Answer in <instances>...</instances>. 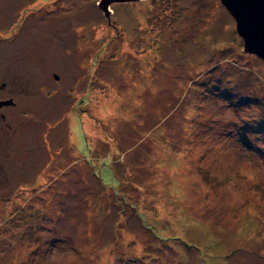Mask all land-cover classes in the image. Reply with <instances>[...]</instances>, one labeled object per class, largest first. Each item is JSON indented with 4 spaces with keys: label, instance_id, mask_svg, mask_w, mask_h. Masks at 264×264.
<instances>
[{
    "label": "rangeland",
    "instance_id": "obj_1",
    "mask_svg": "<svg viewBox=\"0 0 264 264\" xmlns=\"http://www.w3.org/2000/svg\"><path fill=\"white\" fill-rule=\"evenodd\" d=\"M99 2L0 0V264H264V61L221 0Z\"/></svg>",
    "mask_w": 264,
    "mask_h": 264
},
{
    "label": "water",
    "instance_id": "obj_2",
    "mask_svg": "<svg viewBox=\"0 0 264 264\" xmlns=\"http://www.w3.org/2000/svg\"><path fill=\"white\" fill-rule=\"evenodd\" d=\"M131 1L141 0H100L99 7L109 19L112 4ZM221 3L235 19L237 32L244 40L245 51L264 61V0H221ZM11 103L12 100L2 101L0 107Z\"/></svg>",
    "mask_w": 264,
    "mask_h": 264
},
{
    "label": "flooded vegetation",
    "instance_id": "obj_3",
    "mask_svg": "<svg viewBox=\"0 0 264 264\" xmlns=\"http://www.w3.org/2000/svg\"><path fill=\"white\" fill-rule=\"evenodd\" d=\"M9 77H11V75H8V78ZM7 87H8V83L7 82L2 81L0 83V102L12 100L13 103H11L10 105H5L3 107H0L1 109L6 108V107H15V104H16V102L13 100L12 97H10L9 99L8 98H2L1 95L5 94L6 90L9 92L8 94H12L13 91H14L12 88H8L7 89ZM1 117L5 120V116L4 115H2Z\"/></svg>",
    "mask_w": 264,
    "mask_h": 264
}]
</instances>
